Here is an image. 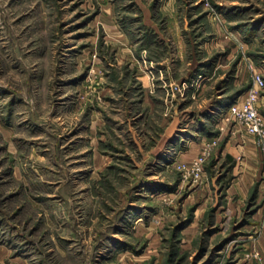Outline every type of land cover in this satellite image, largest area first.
<instances>
[{"label":"rangeland","instance_id":"rangeland-1","mask_svg":"<svg viewBox=\"0 0 264 264\" xmlns=\"http://www.w3.org/2000/svg\"><path fill=\"white\" fill-rule=\"evenodd\" d=\"M258 73L264 0H0V264H264Z\"/></svg>","mask_w":264,"mask_h":264},{"label":"built area","instance_id":"built-area-1","mask_svg":"<svg viewBox=\"0 0 264 264\" xmlns=\"http://www.w3.org/2000/svg\"><path fill=\"white\" fill-rule=\"evenodd\" d=\"M254 81V86L247 93L230 103L222 111V115L232 117L240 122L247 133L258 138L261 147L264 149V114L261 112L259 105V90L264 87V77L258 73L255 75Z\"/></svg>","mask_w":264,"mask_h":264},{"label":"crops","instance_id":"crops-1","mask_svg":"<svg viewBox=\"0 0 264 264\" xmlns=\"http://www.w3.org/2000/svg\"><path fill=\"white\" fill-rule=\"evenodd\" d=\"M240 95H236V96H234L233 98H232V100H230L229 101V104L228 105H226V107H225V109L230 105V103H232L233 101H235L238 97H239ZM231 99V98H230ZM254 138V137H253ZM253 138H251L252 140H254Z\"/></svg>","mask_w":264,"mask_h":264}]
</instances>
